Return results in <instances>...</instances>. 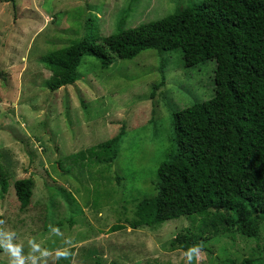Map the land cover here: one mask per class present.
I'll use <instances>...</instances> for the list:
<instances>
[{
	"label": "rangeland",
	"instance_id": "obj_1",
	"mask_svg": "<svg viewBox=\"0 0 264 264\" xmlns=\"http://www.w3.org/2000/svg\"><path fill=\"white\" fill-rule=\"evenodd\" d=\"M203 0H14L0 2V264H264V220L239 233L200 218L130 229L136 203L154 194L155 170L172 149V114L213 96L214 61L185 68L165 52L164 83L153 50L101 69L83 57L61 86L66 48L104 38ZM87 24V27L86 25ZM122 131L112 167L78 157ZM32 179L19 210L13 182ZM207 221V220H206ZM122 228L110 232L113 226ZM201 227L202 250H170L177 233ZM191 256V259L189 258Z\"/></svg>",
	"mask_w": 264,
	"mask_h": 264
},
{
	"label": "trees",
	"instance_id": "obj_2",
	"mask_svg": "<svg viewBox=\"0 0 264 264\" xmlns=\"http://www.w3.org/2000/svg\"><path fill=\"white\" fill-rule=\"evenodd\" d=\"M0 2L13 5L14 0ZM123 22L124 17L107 37H82L66 48L62 61H51L62 73L53 86L76 79L83 57L106 69L115 58L130 60L153 50L159 59L154 88L164 83L165 52H179L185 68L214 61L213 96L172 114V149L155 170L154 194L136 203L128 227L153 228L192 216L214 231L256 227L264 220V0H203L133 28L123 29ZM122 136L120 130L78 157L85 154L112 167ZM12 186L19 210H25L32 179ZM6 189L0 173V194ZM204 230L177 233L170 250H202L209 238Z\"/></svg>",
	"mask_w": 264,
	"mask_h": 264
},
{
	"label": "clouds",
	"instance_id": "obj_3",
	"mask_svg": "<svg viewBox=\"0 0 264 264\" xmlns=\"http://www.w3.org/2000/svg\"><path fill=\"white\" fill-rule=\"evenodd\" d=\"M196 251V249H190V252ZM191 259V256L189 257ZM12 264H25L24 258L17 254L13 257Z\"/></svg>",
	"mask_w": 264,
	"mask_h": 264
}]
</instances>
